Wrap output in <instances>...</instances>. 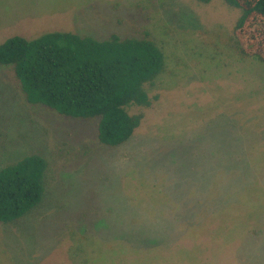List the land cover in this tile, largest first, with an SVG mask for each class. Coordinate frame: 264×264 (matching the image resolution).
I'll list each match as a JSON object with an SVG mask.
<instances>
[{
	"label": "rangeland",
	"instance_id": "374dc122",
	"mask_svg": "<svg viewBox=\"0 0 264 264\" xmlns=\"http://www.w3.org/2000/svg\"><path fill=\"white\" fill-rule=\"evenodd\" d=\"M237 15L221 0H0V41L146 30L166 53L160 97L117 146L96 118L28 103L0 64V167L48 162L41 203L0 223V264H264V64L235 51Z\"/></svg>",
	"mask_w": 264,
	"mask_h": 264
},
{
	"label": "trees",
	"instance_id": "16d2710c",
	"mask_svg": "<svg viewBox=\"0 0 264 264\" xmlns=\"http://www.w3.org/2000/svg\"><path fill=\"white\" fill-rule=\"evenodd\" d=\"M221 2L238 11L230 30L235 51L264 64V0ZM0 64L11 65L28 103L64 116L96 118L98 141L117 146L134 134L145 109L160 97L158 79L166 53L146 30L140 35L114 32L102 39L54 30L32 38H4ZM47 167L38 152L0 167V223L20 220L41 203Z\"/></svg>",
	"mask_w": 264,
	"mask_h": 264
}]
</instances>
